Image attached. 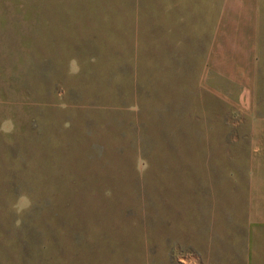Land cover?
Here are the masks:
<instances>
[{"label":"rangeland","instance_id":"1","mask_svg":"<svg viewBox=\"0 0 264 264\" xmlns=\"http://www.w3.org/2000/svg\"><path fill=\"white\" fill-rule=\"evenodd\" d=\"M149 7L0 0V264H185L201 222L237 215L235 109L201 65L157 61Z\"/></svg>","mask_w":264,"mask_h":264},{"label":"crops","instance_id":"2","mask_svg":"<svg viewBox=\"0 0 264 264\" xmlns=\"http://www.w3.org/2000/svg\"><path fill=\"white\" fill-rule=\"evenodd\" d=\"M264 0H150L148 31L159 62L202 66L207 89L235 109L233 146L245 139L248 154L233 155L221 183L232 185L234 220L206 219L193 264H264ZM155 38L154 36H158ZM231 158V157H230ZM217 194V184L211 183ZM212 208V206H211Z\"/></svg>","mask_w":264,"mask_h":264},{"label":"clouds","instance_id":"3","mask_svg":"<svg viewBox=\"0 0 264 264\" xmlns=\"http://www.w3.org/2000/svg\"><path fill=\"white\" fill-rule=\"evenodd\" d=\"M80 72V66L76 58H72L69 61V74L76 75ZM67 126V124L65 125ZM15 130V125L11 121V119H6L2 124H0V132H3L5 134H10ZM142 167L139 169L141 172L147 168L146 162H141ZM33 206L32 199L27 194H20L14 204L12 205L14 211L18 215H22L25 211L31 209ZM17 226L20 224V220L16 221Z\"/></svg>","mask_w":264,"mask_h":264}]
</instances>
